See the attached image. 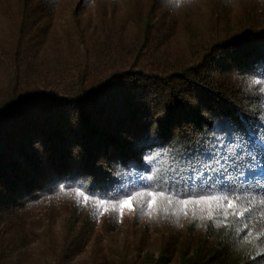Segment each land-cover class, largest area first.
I'll list each match as a JSON object with an SVG mask.
<instances>
[{"label": "trees", "instance_id": "1", "mask_svg": "<svg viewBox=\"0 0 264 264\" xmlns=\"http://www.w3.org/2000/svg\"><path fill=\"white\" fill-rule=\"evenodd\" d=\"M0 264H264V0H0Z\"/></svg>", "mask_w": 264, "mask_h": 264}, {"label": "snow or ice", "instance_id": "2", "mask_svg": "<svg viewBox=\"0 0 264 264\" xmlns=\"http://www.w3.org/2000/svg\"><path fill=\"white\" fill-rule=\"evenodd\" d=\"M206 170L209 172V174H211V173L214 171L213 166L211 165L210 162L207 164V166H206ZM228 206H229V207H232L231 202H229V205H228Z\"/></svg>", "mask_w": 264, "mask_h": 264}, {"label": "clouds", "instance_id": "3", "mask_svg": "<svg viewBox=\"0 0 264 264\" xmlns=\"http://www.w3.org/2000/svg\"><path fill=\"white\" fill-rule=\"evenodd\" d=\"M192 2V0H177V3L178 4H181V3H183V4H190Z\"/></svg>", "mask_w": 264, "mask_h": 264}]
</instances>
